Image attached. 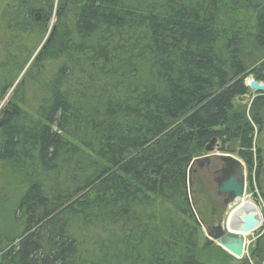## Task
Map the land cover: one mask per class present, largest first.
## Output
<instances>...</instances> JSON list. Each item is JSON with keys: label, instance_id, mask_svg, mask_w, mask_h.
<instances>
[{"label": "trees", "instance_id": "trees-1", "mask_svg": "<svg viewBox=\"0 0 264 264\" xmlns=\"http://www.w3.org/2000/svg\"><path fill=\"white\" fill-rule=\"evenodd\" d=\"M250 76L264 0H0V105L18 109L0 125V264H234L204 231L221 197L196 216L187 173L217 137L264 197ZM263 260L264 233L237 264Z\"/></svg>", "mask_w": 264, "mask_h": 264}, {"label": "water", "instance_id": "water-1", "mask_svg": "<svg viewBox=\"0 0 264 264\" xmlns=\"http://www.w3.org/2000/svg\"><path fill=\"white\" fill-rule=\"evenodd\" d=\"M248 79L251 90L264 92V83L255 80L252 76ZM248 99L249 97L246 95L239 97V101H246ZM13 112H18V109H5L3 115L0 117V125L4 124ZM219 148L220 143L218 138L214 137L206 146L205 152L191 161L187 173L188 193L191 205L196 213L194 202L192 201L194 167L195 165L204 167L212 159L219 157L224 163V167L216 179L217 192L224 199L223 203L226 211L220 222L210 230L204 227V231L208 239L234 257L242 259L246 246V235L255 231L262 224V218L255 207L251 208L246 205L248 202L245 200L248 179L246 164L234 154L220 152ZM262 152L264 161V140Z\"/></svg>", "mask_w": 264, "mask_h": 264}, {"label": "rangeland", "instance_id": "rangeland-1", "mask_svg": "<svg viewBox=\"0 0 264 264\" xmlns=\"http://www.w3.org/2000/svg\"><path fill=\"white\" fill-rule=\"evenodd\" d=\"M255 94H256V92H252L250 94V97L251 96L254 97ZM248 102H249V99L246 100V101H243V103H248ZM4 103L5 102H3L0 105V117L2 116L3 107H5ZM263 140H264V130L262 132H258L257 135H256V142H257V144H260L261 147H263ZM198 167H199L198 165H195L194 169L197 171V169H199ZM193 177H194V187H193L194 190H192V201L194 202L196 198L197 199L201 198L202 200L205 199L206 204L208 203V205H209L211 199L214 198V191L217 190V184H216V182L214 180V176L208 174L207 172H201V170H200L199 172L197 171L196 173H194ZM248 177H249V175H248ZM262 180H263V186H264V174L262 175ZM257 185H258V194H257V197H252V200L255 201L257 199L259 201L260 199H262L263 202H264V197H263V194H262V191L260 189L258 181H257ZM248 194H250V192ZM195 210H196V208H195ZM263 233H264V227L260 228L256 232L252 233L249 236V240L257 239ZM5 248H6V246L0 247V256L4 252ZM248 254L244 255V257H248ZM236 259H237V261H233L234 264H237L238 261H239L238 258H236ZM210 260L214 261L213 259H210Z\"/></svg>", "mask_w": 264, "mask_h": 264}, {"label": "built area", "instance_id": "built-area-1", "mask_svg": "<svg viewBox=\"0 0 264 264\" xmlns=\"http://www.w3.org/2000/svg\"><path fill=\"white\" fill-rule=\"evenodd\" d=\"M255 139H256V136H255ZM252 179H253V185H254V189L252 191V194L251 195H257L258 194V185H257V180H256V172L255 170L253 171V174H252ZM259 205H260V209H264V202L262 199H260L258 201ZM255 241V239L253 240H249L247 239L246 241V253L248 254V249H249V246ZM261 264H264V260Z\"/></svg>", "mask_w": 264, "mask_h": 264}, {"label": "flooded vegetation", "instance_id": "flooded-vegetation-1", "mask_svg": "<svg viewBox=\"0 0 264 264\" xmlns=\"http://www.w3.org/2000/svg\"><path fill=\"white\" fill-rule=\"evenodd\" d=\"M211 162H212V161H211ZM211 162H210V163H211ZM210 163L208 164V166H211V167H212L214 164H211V165H210ZM208 166H207V167H208ZM220 171H221L220 169H218V170H216V171H215V170L212 171V170H208V169L206 168V169H203L201 172H207L208 174L215 176V181H216V178L220 175ZM216 175H217V177H216ZM221 199H222V201H224L223 197H221ZM221 220H222V219H220V221H221ZM220 221H219V222H220Z\"/></svg>", "mask_w": 264, "mask_h": 264}, {"label": "bare ground", "instance_id": "bare-ground-1", "mask_svg": "<svg viewBox=\"0 0 264 264\" xmlns=\"http://www.w3.org/2000/svg\"><path fill=\"white\" fill-rule=\"evenodd\" d=\"M247 81H249V79H247ZM16 108V107H15ZM14 113V112H13ZM248 207L254 208L255 207V203H253V201H248L246 204ZM260 207V206H259ZM263 221V220H262Z\"/></svg>", "mask_w": 264, "mask_h": 264}]
</instances>
